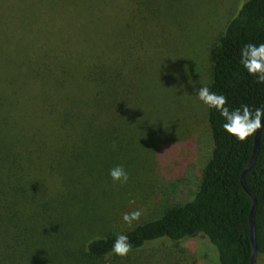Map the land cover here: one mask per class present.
Masks as SVG:
<instances>
[{
    "label": "rangeland",
    "instance_id": "rangeland-1",
    "mask_svg": "<svg viewBox=\"0 0 264 264\" xmlns=\"http://www.w3.org/2000/svg\"><path fill=\"white\" fill-rule=\"evenodd\" d=\"M242 1L155 0V124L128 150H100L105 179L72 204L59 162H68L69 177L73 166L80 175L67 157L86 130L64 133L62 113L90 98L84 77L95 61L121 60L127 0H0V264H220L201 234L94 260L84 244L159 217L199 189L213 137L192 84L209 87L210 49ZM49 134L54 146L41 147ZM117 165L126 184L109 174ZM137 209L143 215L129 226L122 217Z\"/></svg>",
    "mask_w": 264,
    "mask_h": 264
},
{
    "label": "trees",
    "instance_id": "trees-1",
    "mask_svg": "<svg viewBox=\"0 0 264 264\" xmlns=\"http://www.w3.org/2000/svg\"><path fill=\"white\" fill-rule=\"evenodd\" d=\"M241 3L210 49L209 88L227 97L231 109L244 104L264 108V84L256 83L240 63L245 44L264 43V0ZM124 16L126 43L121 60L95 61L84 77L88 82L85 94L90 98L77 104V112L72 111L75 114L70 110L61 112L60 128L64 133L76 125L86 130L85 138L75 143V152L67 157L76 163L80 175L72 165L74 176L69 177L68 162H59L65 189L61 188L66 201L72 204L75 198L81 202L77 191L80 196L91 186H101L105 178L97 163L103 151L113 155L128 150L139 130L155 124V0H127ZM208 120L213 151L194 196L126 231L89 238L84 244L86 259L116 255L112 245L121 233L129 237L131 252L153 248L165 238L179 241L201 234L216 247L220 264H250L253 245L249 218L253 201L241 184V173L251 159L256 133L241 142L223 129L225 121L215 109H209ZM50 135L39 143L41 147L54 146ZM145 140L152 153L155 129ZM245 181L257 199L255 264H264V127L256 161ZM76 260L77 264H87L83 258Z\"/></svg>",
    "mask_w": 264,
    "mask_h": 264
},
{
    "label": "clouds",
    "instance_id": "clouds-1",
    "mask_svg": "<svg viewBox=\"0 0 264 264\" xmlns=\"http://www.w3.org/2000/svg\"><path fill=\"white\" fill-rule=\"evenodd\" d=\"M240 63L247 72L255 79L256 83L264 84V43L256 45L247 43L240 51ZM191 83V81H189ZM197 98L207 106L208 109H215L224 119L223 129L231 136L241 142L253 136L264 125V108H251L249 105H241L240 108L231 109L228 106L227 97L222 94L212 92L208 86H199L192 84ZM111 178L115 182L126 184L129 175L123 165H117L110 169ZM143 215L142 211L137 209L130 213H124L123 221L131 226L134 221H139ZM130 239L125 234H118L113 245L112 252L120 257H127L132 251Z\"/></svg>",
    "mask_w": 264,
    "mask_h": 264
},
{
    "label": "water",
    "instance_id": "water-1",
    "mask_svg": "<svg viewBox=\"0 0 264 264\" xmlns=\"http://www.w3.org/2000/svg\"><path fill=\"white\" fill-rule=\"evenodd\" d=\"M262 125H264V121H262ZM262 128L256 132L254 148H253V153H252L251 159H250L249 163L247 164V166L245 167V169L241 173V184L244 187V189L250 194V196L252 197V201H253L251 212H250V218H249L250 219V228H251V241H252V245H253L250 264H255L256 258L258 255V246H257V239H256V222H255V212H256V208H257V199H256V196L253 193V191L246 184L245 175L250 170V168L254 165V163L256 161V158H257V155L259 152L260 134H261Z\"/></svg>",
    "mask_w": 264,
    "mask_h": 264
}]
</instances>
